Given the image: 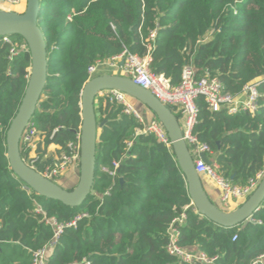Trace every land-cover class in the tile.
Here are the masks:
<instances>
[{"label": "trees", "instance_id": "16d2710c", "mask_svg": "<svg viewBox=\"0 0 264 264\" xmlns=\"http://www.w3.org/2000/svg\"><path fill=\"white\" fill-rule=\"evenodd\" d=\"M38 24L49 59L47 84L30 123L42 138L38 172L55 165L50 145L69 154V145L79 142L81 92L93 78L89 67L124 53L149 57L150 71L173 87L189 64L198 78H217L236 97L261 79L255 114L215 113L199 98L194 135L233 185L246 186L264 170V0H41ZM9 38L12 43L0 38V264H33V253L55 235L44 218L64 225L47 264H183L167 251L168 231L183 214L185 222L176 225L183 249L203 253L213 264H254L264 257V203L254 222L236 228L201 216L191 206L175 155L106 93L95 100L98 124L105 125L86 202L72 208L29 189L10 167L7 132L32 60L28 50L12 55L14 45L26 42ZM21 154L28 160L22 146Z\"/></svg>", "mask_w": 264, "mask_h": 264}, {"label": "water", "instance_id": "95a60500", "mask_svg": "<svg viewBox=\"0 0 264 264\" xmlns=\"http://www.w3.org/2000/svg\"><path fill=\"white\" fill-rule=\"evenodd\" d=\"M41 0H26L23 12L0 11V38L22 37L31 54V70L25 95L17 115L7 132V157L12 171L26 186L48 200L76 208L82 206L92 193L97 166L99 130L95 100L105 92L117 91L140 102L154 113L172 142L173 153L185 176L189 196L197 212L224 228H236L250 221L264 203V179L254 193L235 211L225 212L209 198L202 177L196 170L195 159L183 139L181 124L172 109L163 104L150 91L138 86L122 75H97L89 80L81 92L80 173L77 186L66 189L30 167L21 154L22 136L30 125L48 79V51L43 31L39 27ZM123 66L124 61H121ZM200 157L208 165L213 162L205 153Z\"/></svg>", "mask_w": 264, "mask_h": 264}, {"label": "built area", "instance_id": "2783aa9c", "mask_svg": "<svg viewBox=\"0 0 264 264\" xmlns=\"http://www.w3.org/2000/svg\"><path fill=\"white\" fill-rule=\"evenodd\" d=\"M25 5L26 0H0V11L15 12L21 7L24 8ZM2 39L5 43H12L9 37H2ZM19 50L29 51L27 43L21 46L18 44L14 45L11 54L15 55ZM121 61H124L123 66L120 64ZM149 62V57L141 58L138 55L124 53L122 56L112 61L90 66L88 73L91 77H94L98 68L105 64L113 68H118L122 76L132 79L135 84L150 91L163 104L174 109L181 124L183 139L188 144L191 154L195 159L196 170L199 175L209 178L220 191V201L225 208L230 207L236 202H240L241 204L244 203L264 179V170L258 173L254 179H251L246 186H235L231 181L224 178L219 173V167L215 163L208 165L202 160L200 155L203 153L207 155V153L210 152V148L199 142L194 135L198 116L196 101L199 98H203L209 105L211 111L215 113L226 111L229 115H236L240 112L255 114L258 110V101L260 97L258 87L261 79L248 84L244 92L236 97L224 92L223 85L219 79L211 78L209 75L198 78L196 70L191 64L185 66L183 69L181 84L177 87H173L166 77L163 75H155L150 71ZM105 93L111 96L112 101L124 105L127 114H133L141 122L143 121L141 116L129 104V97L126 94L117 91ZM143 132L154 135L160 143L164 144L173 153L172 142L168 133L157 118L152 121ZM41 139L37 129L30 125L22 136L21 146L23 151L28 153V160L25 161L34 169L35 163L38 160L37 143L41 141ZM129 146H131V143H129ZM69 147L71 150L69 154L62 152L59 154V157L54 158L55 165L53 167H48L43 172L39 173L57 182L59 177L70 169L71 166L77 165L80 168V135L79 142L76 145L70 144ZM115 166L118 168L119 164H115ZM111 175H115V172H111ZM191 206H194L192 202ZM185 219V214L181 215L174 220L170 227L168 231L170 240L167 247L168 253L176 257L183 264H194L196 262L213 264L214 259H210L205 254L189 252L179 246V230L176 225H183ZM44 220L54 229L55 235L51 244L33 253V264H47L48 253L51 247L56 244L64 229V225L58 224L54 218H44ZM250 221L254 222L253 219H250ZM75 224L76 223L73 222L68 226H75ZM259 262L263 263L264 257H260L254 264Z\"/></svg>", "mask_w": 264, "mask_h": 264}, {"label": "crops", "instance_id": "0c3cea01", "mask_svg": "<svg viewBox=\"0 0 264 264\" xmlns=\"http://www.w3.org/2000/svg\"><path fill=\"white\" fill-rule=\"evenodd\" d=\"M23 10V7L20 10ZM96 75H121V71L118 68H113L108 64H105L98 68ZM129 104L134 108V110L141 116L143 119L142 123H144L145 128L156 119V116L153 112H151L147 107L142 105L140 102L129 97ZM42 141H39L37 144L39 145ZM60 150V147L57 145H50L47 148L48 155L55 156V154ZM80 168L77 165H73L65 171L61 177L57 180V183L65 188V184H70L71 182H75L76 178L79 177ZM205 190L211 199V201L218 206L221 210L225 212H233L240 205V202L233 203L230 207L225 208L220 201V191L215 187V185L209 180L207 177H202ZM68 184V185H69ZM67 189V188H66Z\"/></svg>", "mask_w": 264, "mask_h": 264}, {"label": "rangeland", "instance_id": "374dc122", "mask_svg": "<svg viewBox=\"0 0 264 264\" xmlns=\"http://www.w3.org/2000/svg\"><path fill=\"white\" fill-rule=\"evenodd\" d=\"M25 10V7L23 8V10L21 9H19V10H17V12H23ZM55 157H59V154L58 153H56L55 154V156H54V158ZM78 173H80V170H79V172ZM78 181H79V177H77L76 178V181L73 183V182H71L69 185L68 184H65V188H67V189H69V190H73L76 186H77V184H78Z\"/></svg>", "mask_w": 264, "mask_h": 264}]
</instances>
